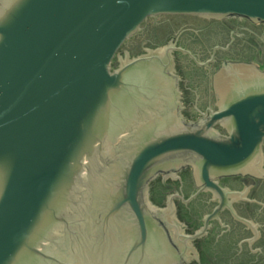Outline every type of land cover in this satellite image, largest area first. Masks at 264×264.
<instances>
[{
	"label": "water",
	"instance_id": "1",
	"mask_svg": "<svg viewBox=\"0 0 264 264\" xmlns=\"http://www.w3.org/2000/svg\"><path fill=\"white\" fill-rule=\"evenodd\" d=\"M161 13L264 21V0H0V264H174L150 179L197 158L212 184L259 152L264 88L187 124L146 87L149 54L111 68Z\"/></svg>",
	"mask_w": 264,
	"mask_h": 264
},
{
	"label": "flooded vegetation",
	"instance_id": "2",
	"mask_svg": "<svg viewBox=\"0 0 264 264\" xmlns=\"http://www.w3.org/2000/svg\"><path fill=\"white\" fill-rule=\"evenodd\" d=\"M148 54V67H162L165 75L146 87L175 104L187 124H198L239 91L264 88L262 20L150 15L120 45L111 68ZM228 126L224 120L213 128L225 135ZM249 162L212 171V184L202 180L197 158L150 179L146 196L178 253L174 264H264V139Z\"/></svg>",
	"mask_w": 264,
	"mask_h": 264
}]
</instances>
